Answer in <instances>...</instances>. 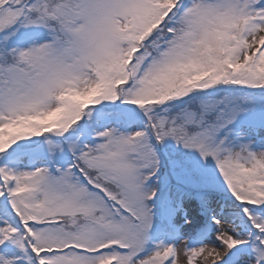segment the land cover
Listing matches in <instances>:
<instances>
[{
	"label": "snow or ice",
	"instance_id": "6c2138e0",
	"mask_svg": "<svg viewBox=\"0 0 264 264\" xmlns=\"http://www.w3.org/2000/svg\"><path fill=\"white\" fill-rule=\"evenodd\" d=\"M0 264H264V0H0Z\"/></svg>",
	"mask_w": 264,
	"mask_h": 264
}]
</instances>
